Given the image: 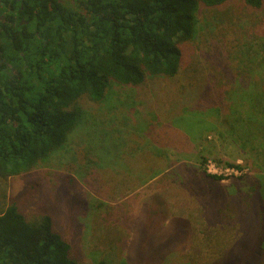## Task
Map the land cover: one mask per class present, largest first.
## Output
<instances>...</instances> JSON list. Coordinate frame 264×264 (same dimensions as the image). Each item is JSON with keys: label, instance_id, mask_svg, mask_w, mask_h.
I'll use <instances>...</instances> for the list:
<instances>
[{"label": "rangeland", "instance_id": "rangeland-1", "mask_svg": "<svg viewBox=\"0 0 264 264\" xmlns=\"http://www.w3.org/2000/svg\"><path fill=\"white\" fill-rule=\"evenodd\" d=\"M221 11L198 15L194 69L88 106L59 154L9 179L7 203L52 215L85 264H264V7Z\"/></svg>", "mask_w": 264, "mask_h": 264}, {"label": "trees", "instance_id": "trees-1", "mask_svg": "<svg viewBox=\"0 0 264 264\" xmlns=\"http://www.w3.org/2000/svg\"><path fill=\"white\" fill-rule=\"evenodd\" d=\"M234 4L261 11L264 0H0V264H85L52 215L29 219L7 203L9 179L59 154L87 121V107L104 106L115 88L140 90L194 69L200 11ZM203 89L193 101L209 106L212 87ZM259 215L264 232L263 209Z\"/></svg>", "mask_w": 264, "mask_h": 264}]
</instances>
